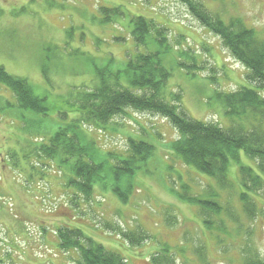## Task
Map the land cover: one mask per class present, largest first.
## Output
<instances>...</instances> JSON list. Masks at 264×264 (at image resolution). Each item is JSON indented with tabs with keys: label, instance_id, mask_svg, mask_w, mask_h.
Masks as SVG:
<instances>
[{
	"label": "rangeland",
	"instance_id": "rangeland-1",
	"mask_svg": "<svg viewBox=\"0 0 264 264\" xmlns=\"http://www.w3.org/2000/svg\"><path fill=\"white\" fill-rule=\"evenodd\" d=\"M198 1L226 23L238 17L264 41V0ZM101 7H107L105 14ZM113 7L117 14L110 12ZM137 15L163 27L165 46H159L153 37L155 28L146 44L137 46L131 23ZM141 50H160L161 64L170 73L162 96L177 103L172 95L179 93L178 110L192 118L227 126L230 119L216 92L233 91L242 85L255 88L246 79L244 66L180 0H0V64L32 85H43L41 64L46 63L54 102L76 90L95 87L97 68L108 60L124 63ZM259 92L264 97V89ZM6 99L14 102L15 98L0 84V104ZM2 106L3 264H74L77 253L57 245L55 232L60 226L81 228L129 264H150V256L164 247L177 264H241L247 249L264 260V188L254 196L255 210L248 215L238 188H220L215 179L187 166L172 151L170 144L179 133L164 117L128 108L113 116L106 129L83 128L100 152L126 155L129 138L155 146L148 158L138 163L134 191L122 202L113 192L97 186L88 199L67 186V169L44 156L32 142L34 135L24 134L21 122L9 118ZM51 117L57 121L55 114ZM240 156L244 163L252 164L243 153ZM229 173L232 180L238 178L235 162L230 163ZM185 183L194 195L218 193L225 209L221 214L225 231L208 230L198 207L170 192L171 186L181 190ZM116 227L146 236L130 244Z\"/></svg>",
	"mask_w": 264,
	"mask_h": 264
},
{
	"label": "trees",
	"instance_id": "trees-1",
	"mask_svg": "<svg viewBox=\"0 0 264 264\" xmlns=\"http://www.w3.org/2000/svg\"><path fill=\"white\" fill-rule=\"evenodd\" d=\"M180 1L186 4L202 26L220 38L231 56L246 69V79L255 85V88L242 85L233 91L216 92V99L223 104L230 119L227 126L201 121L178 110L179 93L172 95V101L177 103L163 98V88L170 73L161 64L160 50L137 51L127 62L120 64L110 59L97 68L95 87L76 90L69 97L55 102L50 97L51 79L46 63L41 64L43 85H32L26 78L8 72L0 64V84L15 98L14 102L6 99L0 105H3V112L10 113L9 118L21 122L24 134L34 135L32 142L44 156L56 159L61 167L67 169V186L75 188L85 199L97 186L102 191L113 192L122 202L134 191L138 163L144 162L155 146L143 139L129 138L126 155L100 152L96 142L83 128L106 129L113 116L124 114L128 108L160 115L179 133V138L170 144L172 151L187 166L215 179L220 188L232 191L238 188L243 210L250 215L255 210L254 196L264 188V97L259 92L264 89V41L238 17L230 18L226 23L218 14H211L198 0ZM106 9L101 7L104 14ZM115 9L113 7L110 12L117 14ZM131 23L137 46L146 44L150 30L154 28L153 37L159 46H165L164 36H161L163 27H156V23L141 15L131 19ZM54 114L57 121L50 120ZM241 153L252 164L244 163ZM232 162L237 166L236 180L230 178ZM189 188L190 185L185 183L181 190L173 186L169 190L178 199L198 207L208 230L225 231L221 219L225 209L220 205L218 193L209 191L199 196L192 194ZM115 229L130 244H137L146 236L120 227ZM55 234L59 248L77 253L74 264H129L121 254L95 241L81 228L60 226ZM149 261L150 264H177L167 247L152 254ZM0 264H3L1 257ZM241 264H264V260L247 249Z\"/></svg>",
	"mask_w": 264,
	"mask_h": 264
}]
</instances>
